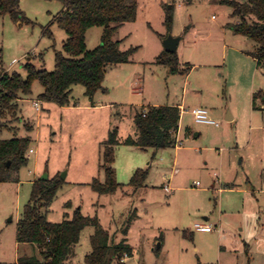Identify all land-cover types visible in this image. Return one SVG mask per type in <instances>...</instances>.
<instances>
[{"label":"rangeland","instance_id":"1","mask_svg":"<svg viewBox=\"0 0 264 264\" xmlns=\"http://www.w3.org/2000/svg\"><path fill=\"white\" fill-rule=\"evenodd\" d=\"M162 3L175 8L169 35L181 38V70L176 73L156 62L164 49L159 33L167 34ZM63 7L61 0H20L23 18L0 15V78L14 72L26 78L28 62L37 69H55V53L68 37L56 21ZM232 13L223 0H139L136 19L121 25L113 37L122 50L137 49L131 61L107 68V83L116 86L109 94L117 102L111 125L109 109H66L39 99V81L31 94L22 95L20 118L6 119L0 140L30 137L33 153H27L19 181L0 184L1 264H23L22 257L44 261L36 244L18 243L16 235L33 181L46 172L50 178L66 172L43 209L48 221L61 222L77 209L98 218L112 243L125 240L132 247L133 255L125 256L123 264H264V110L253 108L254 93L264 92V72L248 54L255 41L229 28L239 21ZM102 33L98 26L87 31L88 49L101 44ZM122 64L130 70L113 77ZM87 99L84 86L74 85L72 104ZM37 100L39 111L33 105ZM144 102L204 107L219 126L196 123L183 111L179 149L127 145V137L138 135L134 113ZM229 114L233 120H227ZM115 128L120 143L113 166L122 185L100 194L92 181H105L103 146ZM137 168L149 172L143 185L134 187L130 180ZM206 216L216 229L196 231L194 224ZM94 232L92 225L82 230L64 264H87ZM158 243L162 246L156 250Z\"/></svg>","mask_w":264,"mask_h":264},{"label":"trees","instance_id":"2","mask_svg":"<svg viewBox=\"0 0 264 264\" xmlns=\"http://www.w3.org/2000/svg\"><path fill=\"white\" fill-rule=\"evenodd\" d=\"M63 10L56 21L68 37L63 42L62 51L55 53V69H37L28 62L24 65L27 77L19 73L4 74L0 78V134L7 128L9 116L19 120L21 96L32 93L35 81L43 86L39 99L57 102L61 106L72 104L73 86L81 84L85 95L93 103L97 92L105 91L103 85L107 68L112 65L131 61L137 48H120V40H114L118 28L137 17L139 0H61ZM233 8L232 16L239 19L229 23L235 33L255 41V48L249 51L264 72V0H223ZM164 24L167 34L159 36L164 40L171 31L174 21V5L162 3ZM11 15L14 19L24 17L20 0H0V15ZM102 27L101 44L94 49L86 45V33L92 27ZM158 64L168 65L171 71H180L177 52L162 51L157 57ZM261 100L264 106V93H254L253 101ZM264 109V108H263ZM137 137L129 136L124 143L146 150L147 148L165 149L174 147L180 122V108L177 105L149 106L137 111L134 116ZM32 127H28L31 130ZM30 137H12L0 140V184L19 181L18 171L28 162ZM120 143L118 129L109 132L104 142L101 167L105 172V181L94 178L92 188L100 194L115 192L122 184L117 181L115 146ZM149 170L137 168L130 185H143ZM64 179L59 176L33 183L31 197L25 205L22 217L18 221L16 239L18 243H32L39 248L44 261L35 257H22L23 264H64L72 247L80 240L82 230L94 226L91 236L92 252L85 257L87 264H123V258L133 255L132 247L125 240L114 244L110 233L102 227L98 218L85 216L79 209L71 217L61 222L48 221L43 209L55 198ZM188 231H185L187 234ZM160 249V248H159ZM158 250V249H156ZM116 260V263L114 261ZM1 264V263H0Z\"/></svg>","mask_w":264,"mask_h":264},{"label":"crops","instance_id":"3","mask_svg":"<svg viewBox=\"0 0 264 264\" xmlns=\"http://www.w3.org/2000/svg\"><path fill=\"white\" fill-rule=\"evenodd\" d=\"M159 34H161V35H165V34H163V33H159ZM181 41V40H180ZM179 44H180V42H179ZM164 46V45H163ZM179 46V45H178ZM224 47L226 48V50H228V49H230L229 48V46H227V45H225L224 44ZM165 49H163L162 51H164ZM178 50V49H177ZM248 54H249V52H248ZM250 55V54H249ZM252 56V55H251ZM253 57V56H252ZM254 58V57H253ZM256 60V59H255ZM193 66L191 67V70L193 69V67L195 66V64H192ZM126 66H128V64H122V65H119V67H117L116 66V69H115V74H113L112 76L113 77H120V75H122V77H123V73L125 72V71H129L130 69V67L128 68V67H126ZM258 68V67H257ZM259 69H261V68H259ZM191 70L189 71V73L187 74L188 76H189V74H190V72H191ZM262 70V69H261ZM263 71V70H262ZM135 75H136V73H134V75H133V77H135ZM133 78H132V76H131V78H130V83H128V85L130 84H132L133 83ZM108 82V71L106 72V75H105V79H104V82H103V85H104V87L106 88V90L105 91H99V92H97L96 93V95H95V97H94V101H93V103L92 102H90L89 101V99H87V101L86 102H84L82 105L81 104H79V103H73V104H71V105H67V106H63L64 108H66V109H75V110H101V111H104V110H107V109H109V112L111 113V117L109 118V121H108V123H109V125H111L110 123H111V119L114 117L113 115H114V110H112V108H114L116 105H117V102L116 101H114V100H112V98H111V95H109L110 94V92H111V89H115V87L116 86H114L113 85V82H111V83H107ZM130 90H132V89H130ZM104 92H107V94H104ZM264 93V92H263ZM106 95H108V97H107V99H105L104 98V96H106ZM20 100H23V98H22V96H21V99ZM20 100H19V102H20ZM20 104V103H19ZM159 105H164V104H159V103H152V102H144V103H142L141 104V107H142V109H144V108H147V107H149V106H159ZM165 105H177V106H179V108H180V120H181V115H182V113H183V111H185V106L182 104V103H178V104H165ZM256 107H258L259 109H261V110H264L263 108H264V106L262 105V103H261V100H257L256 101V104H253V108H256ZM183 108H184V110H183ZM196 108V107H195ZM204 108V107H203ZM20 109H21V107H20ZM137 111H139V110H137ZM137 111H135V113H134V116H135V114H136V112ZM186 112H189L191 115H192V113H191V110H189V109H186ZM194 118V117H193ZM234 119V117L232 118V120ZM195 121V120H194ZM197 123V122H196ZM199 124H203V123H199ZM209 125H214V126H216V127H218L217 125H215V124H209ZM31 127H33V126H31ZM179 128H180V122H179ZM179 128H178V131H177V136H178V139L182 142V139L179 137ZM186 130H188V127H186ZM199 135H200V132L195 136L194 135V137L195 138H197V137H199ZM134 147H136V146H134ZM170 148H180V145H178V146H174V147H170ZM35 181V180H34ZM33 181V182H34ZM215 182H217V181H215ZM215 182H214V184H212V187L215 185ZM169 183H170V181H169ZM219 183H221V180L219 179ZM201 184V183H200ZM199 184V185H200ZM196 186H198L197 184H196ZM219 190H220V192L221 191H224L225 190V188H223V187H220L219 188ZM204 219H205V221L204 222H196V223H207V224H211V225H213L212 223H210V222H208L207 220L209 219L207 216L206 217H204ZM195 223V224H196ZM195 224H194V228H195ZM213 227H214V230L216 229L215 228V226L213 225ZM195 230L196 231H199V230H197L196 228H195ZM214 230H212V231H214ZM212 231H210V232H212ZM200 232H204V231H200ZM161 246H162V243H161Z\"/></svg>","mask_w":264,"mask_h":264},{"label":"built area","instance_id":"4","mask_svg":"<svg viewBox=\"0 0 264 264\" xmlns=\"http://www.w3.org/2000/svg\"><path fill=\"white\" fill-rule=\"evenodd\" d=\"M33 105L38 111L41 109L38 100L34 101ZM183 110H184V108H183ZM185 111H186V109H185ZM191 113L194 117L195 122H197V123L215 124V125L219 126V123L209 115V111L206 108L196 107V108L191 109ZM179 143H180V140L178 139V136H176V144L175 145L178 146ZM29 152L33 153V149H29ZM196 184L199 185L200 183L197 182ZM195 228L199 231H204V232H210V231L214 230L213 225L207 224V223H196Z\"/></svg>","mask_w":264,"mask_h":264},{"label":"water","instance_id":"5","mask_svg":"<svg viewBox=\"0 0 264 264\" xmlns=\"http://www.w3.org/2000/svg\"><path fill=\"white\" fill-rule=\"evenodd\" d=\"M181 38L180 37H175V36H172V35H168L164 40H163V45H164V49L165 51L167 52H170V53H174V52H177V49H178V45H179V42H180ZM232 116L229 114L227 116V120H232ZM198 133H195V136L197 135ZM62 178H65L66 177V172H64L61 176ZM49 178L48 176V173H44L40 179L42 180H47ZM161 247V243H158V246H157V249H159Z\"/></svg>","mask_w":264,"mask_h":264}]
</instances>
